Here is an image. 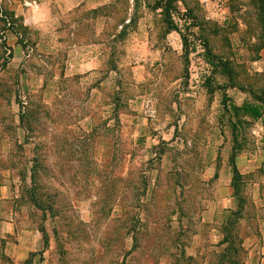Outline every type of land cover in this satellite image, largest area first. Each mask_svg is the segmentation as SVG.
Here are the masks:
<instances>
[{"label":"rangeland","instance_id":"374dc122","mask_svg":"<svg viewBox=\"0 0 264 264\" xmlns=\"http://www.w3.org/2000/svg\"><path fill=\"white\" fill-rule=\"evenodd\" d=\"M262 262L264 0H0V264Z\"/></svg>","mask_w":264,"mask_h":264},{"label":"crops","instance_id":"0c3cea01","mask_svg":"<svg viewBox=\"0 0 264 264\" xmlns=\"http://www.w3.org/2000/svg\"><path fill=\"white\" fill-rule=\"evenodd\" d=\"M66 10H71L82 5L83 2L87 0H57ZM90 1H98V0H90ZM264 264V262H262Z\"/></svg>","mask_w":264,"mask_h":264},{"label":"trees","instance_id":"16d2710c","mask_svg":"<svg viewBox=\"0 0 264 264\" xmlns=\"http://www.w3.org/2000/svg\"><path fill=\"white\" fill-rule=\"evenodd\" d=\"M256 115H258V112H256ZM232 169L234 170L235 168H234V166H233V164H232ZM235 171V170H234Z\"/></svg>","mask_w":264,"mask_h":264}]
</instances>
